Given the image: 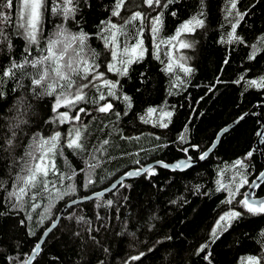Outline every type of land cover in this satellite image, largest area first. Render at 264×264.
I'll use <instances>...</instances> for the list:
<instances>
[{
	"label": "trees",
	"instance_id": "trees-1",
	"mask_svg": "<svg viewBox=\"0 0 264 264\" xmlns=\"http://www.w3.org/2000/svg\"><path fill=\"white\" fill-rule=\"evenodd\" d=\"M133 1L126 0L122 9L125 17L135 11L152 12L143 5L142 0L132 4ZM45 2L47 11L42 20L44 38L53 35L58 25H63L71 33H78L83 28L92 34L87 44L99 53L98 61L103 63L111 59L103 41L94 34L99 31V22L111 15L113 0H90L91 7H82L75 21H65L61 14H53L52 0ZM230 7V0H204L203 8L200 0H179L168 10L157 9L165 12L164 24L155 36L150 26L144 25L143 59L130 65L129 73L124 77L108 73L104 67L108 79L121 81L118 94L122 90L133 97L132 109H127L121 100H113L115 111L94 112L95 105L91 101L98 99L99 93L93 87L85 90L88 102L82 101L77 105V108H88L92 115L81 114L80 121L53 124L49 123L56 115L51 111L53 97L37 98L32 91L31 80L39 78L42 68L26 65L15 70L17 80L4 78L0 89L6 91L7 98H0V138L18 108L28 120L26 126L17 129L15 149L5 151L0 148V252L9 257L8 264H23L26 261L42 232L66 202L106 188L119 175L148 162L163 160L170 163L185 157L177 145L179 134L186 124L190 126L187 134L190 142L198 143L202 150H206L212 145L216 133L246 112L248 115L243 120L222 133L205 160L183 171L154 166L157 173L154 176L145 173L131 177L124 180V186L106 193L99 200L72 205L44 239L36 259H31L30 264H125V261L139 264L129 260V257L141 251L146 253L143 264H207L202 260L203 254L199 257L194 254L202 243L209 244L206 252H211L212 264H248V256L264 257V246L258 242L264 240L260 235L264 231V215L247 213L235 200L232 204L221 203L228 197V192L216 191L218 179L228 183L234 174L230 169L222 177L217 173L236 158H243L250 150L254 154L248 161L251 166L248 170L249 182L264 169V142L260 145L263 161L259 152L252 148L261 124L258 117L264 120V89L248 85L249 80H259L264 76V0H238L237 9L233 10L231 16L228 15ZM0 10H5L12 17L0 27H5L11 36L14 58L22 62L26 42L16 35V25L20 22V0H14L13 9ZM173 10L178 12L175 17L171 15ZM201 10L205 14L204 27L180 37L191 42L193 47L179 48L178 40L168 43L176 28ZM236 11L248 13L237 27V34L244 38V44L227 43L231 23L238 19ZM155 14L152 12L153 16ZM112 19L120 22L118 17ZM139 27V20L125 26L132 36L137 35ZM119 42L122 49L124 37H119ZM134 42L127 41L128 44ZM253 45L258 51L256 58L249 60ZM3 48L0 51V75L12 58L7 55L6 45ZM32 50L33 55H38L34 45ZM170 55L174 71L166 73L164 68L169 63ZM181 57H188L186 66L194 68L189 76L179 69ZM225 59L229 60L227 65L224 64ZM177 75L186 84L172 88ZM241 76L244 80L239 84L234 83ZM217 78L221 83L209 93L206 86ZM42 90L36 89L37 92ZM102 91L107 95L106 88ZM170 91L175 94L170 95ZM201 97L204 99L201 100ZM148 107H155L158 112L161 108L173 111L167 129L142 122L140 117L146 116ZM76 110L61 107L58 111H67L71 116ZM125 111L128 115H123ZM117 112L121 115L117 116ZM152 119L157 120L158 114ZM77 127L86 140L84 150L66 147L69 129ZM54 131L62 133V143L65 145L63 154L61 145H58L53 157L58 174L53 176L50 173L48 177L55 180L56 187L50 185L49 190L44 191L40 185L38 189L29 190L24 196L23 209H13L11 205L16 200L10 198L8 193L14 191L13 185H17L16 190L23 186L22 182L18 184L16 177L27 174L26 171L22 172L24 163L29 160L25 153L38 133L48 137ZM105 139L109 141L107 145L103 144ZM163 144L169 146L161 147ZM189 154L196 160L201 153L191 151ZM59 174L72 178L61 182ZM91 179L94 183L89 185ZM239 180L240 177H237L236 183L231 185L233 190ZM85 185H88L87 188ZM71 186L76 189L75 192H71ZM246 189L247 185L240 188V192ZM254 191L256 197L263 196L264 181ZM33 193H36L35 201L31 199ZM109 199L113 201L111 206L106 205ZM240 199H243L242 195L236 197V200ZM34 203L40 207L33 210ZM97 204L102 206L97 207ZM232 208L242 212V218L232 221L227 231L218 229L219 239H215L212 236L215 221ZM29 216L32 218L28 219ZM97 216L100 218L97 219ZM213 239L215 243L211 242Z\"/></svg>",
	"mask_w": 264,
	"mask_h": 264
},
{
	"label": "snow or ice",
	"instance_id": "snow-or-ice-1",
	"mask_svg": "<svg viewBox=\"0 0 264 264\" xmlns=\"http://www.w3.org/2000/svg\"><path fill=\"white\" fill-rule=\"evenodd\" d=\"M179 0H142L143 5H146L152 12H156L155 16L152 15V12L144 11H135L130 14V16L125 17L122 14V9L126 4V0H113V7L111 15L106 20H101L99 22L98 28L99 31L95 33L98 38L103 41L104 48L110 52L111 59L106 62H99L98 56L99 53L88 47L87 41L90 38V33L85 32L83 28L78 33L68 32L63 25L57 26V31L47 37H43V26L42 20L44 18L45 12L47 11V6L45 0H20V22L16 25L18 31L16 32L17 37H22L26 42V47L23 50V60L22 62H17L14 58L12 50L14 48L13 41L11 36L7 32L5 27H0V51H3V46L6 45L7 55L12 56L10 59V64L7 68L2 71L0 75V84L4 83V78L9 80H17L16 69H22L26 65H30L33 68H42L43 71L39 75V78H34L31 80L33 85V95L37 98L41 96L53 97V103L51 106V111L55 113V117L49 121V123H59L60 125L70 123L72 121H80L82 119L81 114L92 115V112L89 111L86 107H79L77 105L80 102L87 103L86 100V89L95 87L99 93L98 99H93L91 103L95 105L93 109L94 112L99 113H109L115 111V106L112 103L113 100H121L127 109H132L134 106L133 97L123 93L122 90L118 94V89L121 87V81L110 80L106 77L104 67L106 66L108 73H114L120 77L127 76L129 73V67L135 62H138L144 57L143 49V36H144V25L148 24L150 30L155 36L161 29L164 24V15L163 10H168L174 4H177ZM238 0H230L231 7L228 9V15L231 16L233 10L237 9ZM201 8H203L204 0H200ZM91 7L90 0H52L51 12L53 14H61L65 21L69 19L76 20L77 14L81 11L82 7ZM14 0H0V9H13ZM157 9H163L157 11ZM248 13L236 11L235 15L238 17L235 23H231V31L227 33V43L231 44L233 42L244 44L245 40L242 36L237 34V27L245 16ZM173 17L178 15V12L173 10L171 11ZM204 11H199L196 15H193L191 18L183 21L175 30V34L169 37L168 43L172 41H179V48L190 49L193 47L191 42L180 39L183 34L194 33L196 29L202 28L205 25ZM112 17H118L119 23L114 22ZM12 19L11 16L5 11L0 10V24H7ZM140 21V27L138 29L137 35L132 36L128 33L125 26L132 24L133 21ZM119 37H124V46L121 49ZM134 40V43L128 44L127 41ZM223 42V40L221 41ZM164 43V41H161ZM35 46L38 55H33L32 46ZM43 45V46H42ZM159 46L157 45V48ZM175 47V45H174ZM253 52L249 55V60H254L256 58V46L253 45ZM127 57V59H124ZM158 58V57H157ZM181 62L178 64L180 71L184 73L185 76H189L194 71V68L191 66H186L188 57H181ZM229 60L225 59L224 64L227 65ZM164 71L166 73H172L174 71V62L171 55L169 56V63L166 64ZM143 77L144 74L141 73ZM244 80V77L241 76L234 83H241ZM221 83L219 78L216 79L214 83L207 85V91L213 92L217 85ZM186 81L182 80L179 75L176 76L175 81L171 85L172 88H178L181 85H185ZM46 85V87H45ZM249 86H254L257 88L264 89V76L260 77L259 80L252 79L248 81ZM17 86L19 84L17 83ZM43 89L40 92H37L36 89ZM103 88L107 89V95H105ZM139 90V89H138ZM15 91V88L13 89ZM170 95L175 94L169 92ZM0 98L6 99L7 93L5 90L0 89ZM201 100L204 97L200 98ZM199 103V101H197ZM61 107H66L69 109H77L74 115H69V112H59L58 110ZM158 114V119L153 120V116ZM117 116H120L121 113L117 112ZM123 115H128V112L125 111ZM248 113L242 115L239 120L235 123H239L240 120H243ZM173 117V111H166L161 108L158 112L155 107H148L146 109V116H141L140 119L144 123H152L154 127H160L167 129L171 123ZM13 121L15 123H13ZM28 124V120L24 118V112L19 108L16 111V114L10 117L8 122V127L4 131L3 137L0 138V148H3L5 151L9 148H14L16 141L18 139L17 129H21L23 126ZM86 127V125H85ZM229 129L224 128L223 132H227ZM190 131V126L186 124L182 131L179 134L178 138V150L185 154L186 159H181L174 164H169L163 160H157L156 165L163 167L165 169L173 168L176 170H183L191 167L194 163L192 156L189 154L191 151H197L201 154L199 155L200 160H205L209 157L210 153L213 151L215 144L207 147L206 150H202L198 143H191L187 138V134ZM258 137H264V132H257ZM157 140L160 139L159 136L156 137ZM219 139V137H217ZM66 147L68 149H77L84 150L86 140L84 139L81 129L79 127L69 129L66 137ZM108 140H104L103 144L107 145ZM61 145V155L63 154V147L65 146L62 143V133L60 131H54L50 136L45 137L43 135L37 134V137L33 139L32 144L29 146V151L25 153L29 157V160L24 163L23 171H26V175H18L16 180L18 184L23 183V186L18 187L13 185L14 191L9 192L8 195L10 198H15L16 203H13L11 206L13 209H23L24 196L28 194V191L31 189H38L40 185L43 186L44 191L49 190V186L52 188L56 187L55 180H49V174L56 176L57 169L54 162V155L57 149V146ZM187 145V146H184ZM168 144H163L161 147L167 148ZM15 149V148H14ZM96 151H100L97 149ZM253 151H248L243 158H236L231 162L230 165H227L224 169H221L217 175L223 176L226 171L229 169L233 171V176L230 178L228 183L223 182L218 179L217 183V192L226 191L228 192V197L225 201L221 203L232 204L235 200L247 213L252 215H264V199H258L255 195V191H245L240 192V188H243L245 185L249 189H258L260 188V183L258 181H264V170L259 171L255 179L249 182V172L250 164L248 163L249 159L253 157ZM139 163V161L137 162ZM147 173L149 176L156 175V170L152 164H147L146 166H141L138 169L133 171H128L115 183H112L110 187L105 188L103 191L95 192L92 195H87L83 197L84 201H90L93 199L99 200L105 195V193L116 190L120 186H124V179L127 177H137L142 174ZM75 175V173H73ZM240 177L239 184L232 189L231 185L236 183V178ZM60 181L63 182L65 179H71V176H65L64 174H59ZM94 181L91 179L88 181V184H93ZM88 185H85L87 188ZM76 189L71 186V192H75ZM238 195H242L243 199L236 200ZM33 201L36 200V193H33L31 196ZM127 199V197H125ZM173 201L172 203H175ZM77 201L73 200L72 204L75 205ZM113 201L111 199L106 201L107 206H111ZM102 205L97 204V207ZM38 203L32 205L33 210L39 208ZM47 212L48 209H45ZM243 213L235 210V208L230 209L229 211L221 214L219 218L215 221V226L212 228V236L215 239H219L218 229L227 231L228 227L231 226L232 221L242 218ZM32 217L29 216L28 219ZM100 217L97 216V219ZM83 220V217H80ZM41 219V223H43ZM23 223V221H21ZM56 228V223H52L50 227L43 233L44 237H47L53 229ZM261 237H264V231L261 232ZM171 239V237H169ZM215 239L211 242L215 243ZM264 246V240L258 241ZM42 244L37 242L32 249L33 255L31 259L34 261L36 259L34 253L37 250H40ZM208 243L200 244L196 249L194 254L196 256H201L202 260L207 262V264H212L211 261V252H206L208 249ZM15 251V250H14ZM151 252H155L156 249H149ZM146 253L141 251L136 255L129 257L131 261H137L139 264H143V259L145 258ZM0 258H2V264H8L9 257H6L3 252H0ZM248 264H264V257L251 255L247 258ZM23 264H28V261H24ZM125 264H128V261H125Z\"/></svg>",
	"mask_w": 264,
	"mask_h": 264
},
{
	"label": "water",
	"instance_id": "water-1",
	"mask_svg": "<svg viewBox=\"0 0 264 264\" xmlns=\"http://www.w3.org/2000/svg\"><path fill=\"white\" fill-rule=\"evenodd\" d=\"M247 113V112H246ZM245 114V113H244ZM244 114H242V115H244ZM242 115H240L237 119H235V120H233V122H231V123H229L228 125H226V126H224L222 129H221V131H219L218 133H216V138L214 139V141H213V143L215 144V146H216V144L218 143V140L219 139H217V137H219L220 138V136L222 135V133H224L223 132V129L224 128H228V129H230V128H232L236 123H235V121H237V120H239V118L242 116ZM258 120H260V127H259V129H258V131L259 132H264V120H262L261 119V117L259 116L258 117ZM257 131V132H258ZM256 132V133H257ZM264 142V137H258L257 135H256V140H255V142H254V144L252 145L253 147V150L254 151H258L259 152V154H260V159L263 161V159H262V151H261V144ZM212 143V144H213ZM181 159H186V157H183V158H179V159H176V160H174V161H171L170 163L169 162H167V163H169V164H174V163H176V162H178L179 160H181ZM193 161H194V163H193V165L195 164V163H197V162H199V161H201L200 159H199V157L195 160L194 158H193ZM147 164H152L153 166H157L156 165V161H151V162H148V163H146L145 165H143V166H146ZM138 169V168H137ZM168 169H172V170H176V169H173V168H168ZM188 169V168H187ZM133 170H135V169H130V170H128V171H133ZM183 170H186V169H183ZM183 170H178V171H183ZM264 170V169H263ZM127 171V172H128ZM126 173V172H125ZM125 173H123V174H121V175H119L118 177H116V179L114 180V181H112L109 185H107L106 186V188H108V187H110L111 186V184L112 183H115L117 180H119L122 176H124V174ZM131 177H127V178H125L124 180H126V179H130ZM133 178V177H132ZM255 179V178H254ZM261 181H258V183H260ZM105 189V187L103 188V189H100V190H97V191H94V192H92V193H89V194H87V195H92L93 193H95V192H99V191H103ZM246 191H254L253 189H249L248 187H247V189H246ZM106 194V193H105ZM87 195H84V196H81V197H77V198H74V199H72V200H70V201H68V202H66L64 205H62V207L59 209V211H58V213H57V215H56V217H55V219L51 222V224L52 223H56V225L58 224V222H59V220H60V218L64 215V213L73 205L72 204V201L73 200H75V201H77V203L76 204H79V203H81V202H84V200H83V197H85V196H87ZM258 199H264V195L263 196H258L257 197ZM51 224L48 226V227H50L51 226ZM47 227V228H48ZM47 229H45V231H46ZM45 231H43L42 232V235L40 236V238H39V240H38V242H40L42 245H43V241H44V239L46 238V237H44L43 236V233L45 232ZM35 246V245H34ZM40 250H37L35 253H34V255L36 256L37 254H38V252H39ZM33 255V252L31 251L30 253H29V255H28V257H27V259H25L26 261H28V264H30L31 263V256Z\"/></svg>",
	"mask_w": 264,
	"mask_h": 264
},
{
	"label": "rangeland",
	"instance_id": "rangeland-1",
	"mask_svg": "<svg viewBox=\"0 0 264 264\" xmlns=\"http://www.w3.org/2000/svg\"><path fill=\"white\" fill-rule=\"evenodd\" d=\"M132 1H133V0H132ZM135 2L137 3V0H134V1L132 2V4H134ZM19 12H20V11H19ZM178 45H179V43H178Z\"/></svg>",
	"mask_w": 264,
	"mask_h": 264
}]
</instances>
